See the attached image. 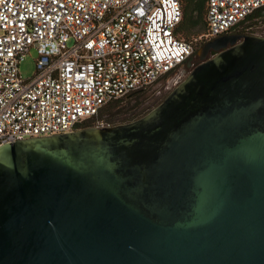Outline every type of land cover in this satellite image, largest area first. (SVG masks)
<instances>
[{
	"label": "water",
	"instance_id": "95a60500",
	"mask_svg": "<svg viewBox=\"0 0 264 264\" xmlns=\"http://www.w3.org/2000/svg\"><path fill=\"white\" fill-rule=\"evenodd\" d=\"M201 53L135 121L0 147V264H264V37Z\"/></svg>",
	"mask_w": 264,
	"mask_h": 264
},
{
	"label": "built area",
	"instance_id": "2783aa9c",
	"mask_svg": "<svg viewBox=\"0 0 264 264\" xmlns=\"http://www.w3.org/2000/svg\"><path fill=\"white\" fill-rule=\"evenodd\" d=\"M264 0H206L204 43L238 32ZM183 0H0V147L109 127L110 103L167 78L176 88L194 52L178 34ZM31 49L35 74L19 65Z\"/></svg>",
	"mask_w": 264,
	"mask_h": 264
},
{
	"label": "rangeland",
	"instance_id": "374dc122",
	"mask_svg": "<svg viewBox=\"0 0 264 264\" xmlns=\"http://www.w3.org/2000/svg\"><path fill=\"white\" fill-rule=\"evenodd\" d=\"M204 18H205V13L203 15L201 24H199V26L197 27L191 28L192 22H194L197 19V15H193V18L192 20H190V22L188 23L185 22L184 24H182L184 25V27H181L180 25L178 28L179 34H185L186 30H188V35H182V37L186 41L193 43L194 54L198 52L201 53V50L205 45L204 42L199 41L197 39L198 36H200L205 30ZM185 27L186 28L188 27L189 29H186ZM234 35H249L260 38L264 37V17L263 16L255 17L253 20H251L243 27H241V29L238 32H236ZM211 58H212L211 53H208L207 56L205 57V60ZM196 59H198V55L196 56ZM36 60H37L36 51L34 49H31L29 53L26 54L22 63L19 65V73L22 79L27 80V79H31L34 76ZM169 86L170 84L168 83L167 78L162 79L158 84L154 85L146 92H144L145 93L143 96L144 98L143 97L140 98L137 104L135 105V107L138 108V110L145 109L147 107H151L152 105L158 102H162L167 97V95L172 91V89H170ZM100 119H102L104 123H107L106 121L109 120V115L103 114L100 116Z\"/></svg>",
	"mask_w": 264,
	"mask_h": 264
},
{
	"label": "trees",
	"instance_id": "16d2710c",
	"mask_svg": "<svg viewBox=\"0 0 264 264\" xmlns=\"http://www.w3.org/2000/svg\"><path fill=\"white\" fill-rule=\"evenodd\" d=\"M205 9H206V0H183V20L181 22V27H184V25L182 24H184L185 22L187 23L190 22V20H192L193 18V15H197V19L194 22H192L191 28L199 26V24H201L202 22ZM257 16H263L262 11H257L252 16L248 17L244 22H242L237 27V30L239 31L241 27H243L245 24H247ZM204 26H205V22H204ZM186 29L189 28L187 27ZM179 35L181 38H183L182 35H188V30H186L185 34H179ZM147 90L134 93L130 98H125L123 100L115 101L108 104L99 113V117H98L99 120L103 121L102 119H100V116L103 114L104 115L107 114L109 115V120L106 121L107 122L106 124L110 126H115V125L130 123L132 121H135L143 117L149 111H151L153 108H155L157 105L161 103L158 102L152 105L151 107L138 110V108H136L135 105L137 104L138 100L144 96L145 94L144 92H146Z\"/></svg>",
	"mask_w": 264,
	"mask_h": 264
},
{
	"label": "flooded vegetation",
	"instance_id": "af4514ba",
	"mask_svg": "<svg viewBox=\"0 0 264 264\" xmlns=\"http://www.w3.org/2000/svg\"><path fill=\"white\" fill-rule=\"evenodd\" d=\"M262 15L264 17V10L262 11ZM235 33H230V34H227L225 36H231V35H234ZM198 55V59H196V56ZM203 58L204 55L203 53H195L193 52L192 56L188 59V61L186 62V64L183 66L184 68H187L188 70L194 68L195 66H197L199 63H202L203 62Z\"/></svg>",
	"mask_w": 264,
	"mask_h": 264
}]
</instances>
